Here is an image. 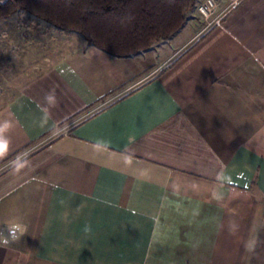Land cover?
Returning a JSON list of instances; mask_svg holds the SVG:
<instances>
[{
  "label": "crops",
  "instance_id": "obj_1",
  "mask_svg": "<svg viewBox=\"0 0 264 264\" xmlns=\"http://www.w3.org/2000/svg\"><path fill=\"white\" fill-rule=\"evenodd\" d=\"M189 17L77 38L0 107V264H264V0Z\"/></svg>",
  "mask_w": 264,
  "mask_h": 264
},
{
  "label": "trees",
  "instance_id": "obj_2",
  "mask_svg": "<svg viewBox=\"0 0 264 264\" xmlns=\"http://www.w3.org/2000/svg\"><path fill=\"white\" fill-rule=\"evenodd\" d=\"M196 0H0V19L25 13L113 58L136 56L179 31Z\"/></svg>",
  "mask_w": 264,
  "mask_h": 264
},
{
  "label": "rangeland",
  "instance_id": "obj_3",
  "mask_svg": "<svg viewBox=\"0 0 264 264\" xmlns=\"http://www.w3.org/2000/svg\"><path fill=\"white\" fill-rule=\"evenodd\" d=\"M189 16L204 28L195 10ZM70 36L61 35L47 23L25 13L0 19V107L14 97L26 79L40 74L76 47L77 38L83 40L78 34Z\"/></svg>",
  "mask_w": 264,
  "mask_h": 264
},
{
  "label": "built area",
  "instance_id": "obj_4",
  "mask_svg": "<svg viewBox=\"0 0 264 264\" xmlns=\"http://www.w3.org/2000/svg\"><path fill=\"white\" fill-rule=\"evenodd\" d=\"M240 0H227L224 4L220 0H201L195 5V14L204 24L201 33L204 34L220 24L228 13Z\"/></svg>",
  "mask_w": 264,
  "mask_h": 264
},
{
  "label": "clouds",
  "instance_id": "obj_5",
  "mask_svg": "<svg viewBox=\"0 0 264 264\" xmlns=\"http://www.w3.org/2000/svg\"><path fill=\"white\" fill-rule=\"evenodd\" d=\"M5 242H7V241H5Z\"/></svg>",
  "mask_w": 264,
  "mask_h": 264
}]
</instances>
